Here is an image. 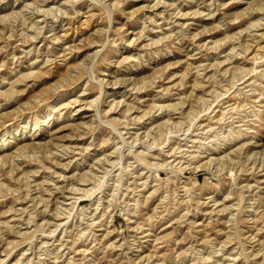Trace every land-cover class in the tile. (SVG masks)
<instances>
[{
    "label": "rangeland",
    "instance_id": "374dc122",
    "mask_svg": "<svg viewBox=\"0 0 264 264\" xmlns=\"http://www.w3.org/2000/svg\"><path fill=\"white\" fill-rule=\"evenodd\" d=\"M0 264H264V0H0Z\"/></svg>",
    "mask_w": 264,
    "mask_h": 264
},
{
    "label": "bare ground",
    "instance_id": "6f19581e",
    "mask_svg": "<svg viewBox=\"0 0 264 264\" xmlns=\"http://www.w3.org/2000/svg\"><path fill=\"white\" fill-rule=\"evenodd\" d=\"M37 121V120H36Z\"/></svg>",
    "mask_w": 264,
    "mask_h": 264
}]
</instances>
